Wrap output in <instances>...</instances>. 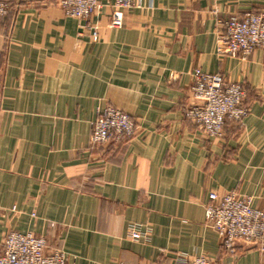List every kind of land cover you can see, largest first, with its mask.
<instances>
[{
  "label": "crops",
  "instance_id": "crops-1",
  "mask_svg": "<svg viewBox=\"0 0 264 264\" xmlns=\"http://www.w3.org/2000/svg\"><path fill=\"white\" fill-rule=\"evenodd\" d=\"M2 0H0L1 2ZM0 22V254L9 232L44 236L69 264H264L227 253L206 223L210 193L264 211V51L218 54L224 21L264 14V0H141L111 27L114 0L90 19L56 0H6ZM97 31V39L93 33ZM242 83L249 113L223 139L185 117L192 73ZM112 106L135 122L128 143L92 146ZM131 225L149 228L134 241Z\"/></svg>",
  "mask_w": 264,
  "mask_h": 264
},
{
  "label": "built area",
  "instance_id": "built-area-1",
  "mask_svg": "<svg viewBox=\"0 0 264 264\" xmlns=\"http://www.w3.org/2000/svg\"><path fill=\"white\" fill-rule=\"evenodd\" d=\"M67 17L90 19L97 15L100 0H56ZM141 0H114L111 27L124 24L125 12L142 9ZM7 1L0 2V22L9 11ZM225 31L217 39V53L246 58L256 49L264 51V14L248 12L241 17H230L222 23ZM97 31L93 33L97 39ZM193 104L185 109V117L205 135L223 139L227 121L243 124L249 110L244 105L246 89L242 83H227L219 74L192 73ZM137 135L134 120L126 113L106 107L91 124L92 146L128 143ZM206 223L218 234L222 248L237 254L239 243L253 246L264 253V211L253 206L251 197H240L234 192L223 196L212 192L206 205ZM131 225L129 237L138 241L149 237V228ZM0 264H69L68 255L60 249L50 250L44 236L34 233L9 232L3 240ZM176 264H211L206 257L179 256Z\"/></svg>",
  "mask_w": 264,
  "mask_h": 264
},
{
  "label": "rangeland",
  "instance_id": "rangeland-1",
  "mask_svg": "<svg viewBox=\"0 0 264 264\" xmlns=\"http://www.w3.org/2000/svg\"><path fill=\"white\" fill-rule=\"evenodd\" d=\"M2 1H6V0H2ZM2 1H1V2H2ZM62 11H63V10H62Z\"/></svg>",
  "mask_w": 264,
  "mask_h": 264
}]
</instances>
